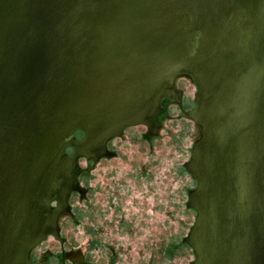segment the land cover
<instances>
[{
	"label": "water",
	"instance_id": "water-1",
	"mask_svg": "<svg viewBox=\"0 0 264 264\" xmlns=\"http://www.w3.org/2000/svg\"><path fill=\"white\" fill-rule=\"evenodd\" d=\"M182 121V264H264V0H0V264L58 236L108 140Z\"/></svg>",
	"mask_w": 264,
	"mask_h": 264
},
{
	"label": "rangeland",
	"instance_id": "rangeland-1",
	"mask_svg": "<svg viewBox=\"0 0 264 264\" xmlns=\"http://www.w3.org/2000/svg\"><path fill=\"white\" fill-rule=\"evenodd\" d=\"M58 219L66 248L111 244L115 264H182L194 211L187 207L192 177L188 121L127 129L108 149ZM48 239L40 251L53 248ZM45 264H57L50 259Z\"/></svg>",
	"mask_w": 264,
	"mask_h": 264
},
{
	"label": "flooded vegetation",
	"instance_id": "flooded-vegetation-1",
	"mask_svg": "<svg viewBox=\"0 0 264 264\" xmlns=\"http://www.w3.org/2000/svg\"><path fill=\"white\" fill-rule=\"evenodd\" d=\"M173 88H174V83H173ZM177 96H179V93L174 90V95H171L170 98L165 99L163 101V105L165 104V102H167L177 107L180 110V116H181V113L184 111L182 104L178 100L173 99V98H179ZM164 114L165 112L160 113L159 115L156 116L157 124H159L160 117L163 116ZM138 126H142V125H138ZM133 127H137V126H133ZM143 127H145L149 135L154 136L156 134V130L158 129L159 125L153 126L151 128H148L146 126ZM124 131L122 132V134L124 133ZM122 134L106 142V146L102 155H99L98 157L90 158L94 166H96L100 160L103 159L109 160L116 155V153L113 152L112 150L111 151L107 150V144H109V142L113 141L114 139L120 138ZM72 173H75L78 178L80 172L76 171L74 168ZM84 192L85 191L78 189V191H73L71 193L72 194L79 193L81 196H84ZM55 207H57L56 202H55ZM68 212L69 211L65 213ZM48 239H51L50 241L53 242L51 243L53 244L52 245L53 248H45L44 251L39 252L42 244L44 242H47ZM99 247L101 248V244L97 245L96 243H92V242L82 243L81 239H79V241L75 243L73 248H66L65 240L60 236V229L58 228V236L56 237L52 235L47 236L32 250V252L30 253V264H45V262L50 259L57 260V264H115L118 254L116 253L113 246L111 244L104 243L102 245L103 252H98L101 250Z\"/></svg>",
	"mask_w": 264,
	"mask_h": 264
}]
</instances>
